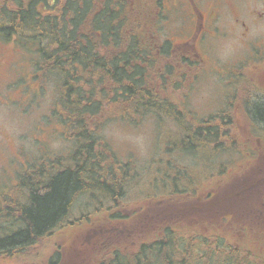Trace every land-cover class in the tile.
<instances>
[{"label": "rangeland", "instance_id": "1", "mask_svg": "<svg viewBox=\"0 0 264 264\" xmlns=\"http://www.w3.org/2000/svg\"><path fill=\"white\" fill-rule=\"evenodd\" d=\"M230 1L236 5L233 0ZM132 2L135 6L133 14L138 15L136 10L141 9L145 16L135 23L136 29L142 28L140 31L144 35L149 34L158 47L165 38H173V46L181 41L172 33L180 27L178 23H182L178 17L166 20V25L165 18L156 17L157 9L161 6L156 0ZM241 4L244 9H257L258 3L246 0ZM234 6L230 8L234 9ZM258 32V27L252 25L250 36H257ZM231 35L208 39V51L207 44L206 48H196L200 60L193 56L187 57L186 54L187 58L183 59L179 50H172L170 55L162 58L154 51L159 61L156 60L146 71L148 86L167 99L168 103L181 108L180 119L184 125L175 123L167 111L159 117L145 113L137 123L117 119L101 125L99 134L106 141L110 152H113L107 156V167H111L110 171L123 179H129L135 171V176L129 179L123 189V195L116 197L115 203L102 199L97 206L93 205L94 202L79 200L70 215L71 220H76L41 238L38 243L9 254H0V264H51L50 261H54L53 264H102L110 252H127L142 242L155 239L162 233L163 225L167 224L183 230L197 228L204 234L224 231L228 233L227 239L236 247L241 242L240 236L235 234V221H238L244 231L242 236L245 246L264 252L263 224L246 219L241 211L233 208V213L215 208L213 217L207 209L197 214L194 207L203 208L197 201L207 194L208 189H193L195 193L190 189L185 194L177 193L173 198H168L166 196L171 195V189H165L163 186L169 185L164 182L161 184L160 181L168 163L163 158L187 171H199L197 179L204 178L202 164L199 166L191 158L180 156L178 147L168 146V143L177 145L175 138L188 134L181 127L193 129V126L199 125L196 116L205 118L207 113L227 103L224 86L229 75L236 80L231 84V90L237 89L236 98H230L228 105L233 121L232 145L231 149H227L222 138L219 139L224 148L218 147L212 158L216 183L220 182L219 178L226 170L227 159L232 160L233 165H238L243 158L241 154L246 152L242 146L251 130L250 121L242 110V101L245 91L250 90L248 86L253 83H248V79L247 82L242 81L240 76L256 68L255 57L248 54L246 57V51L239 49L241 46L234 43ZM35 53L33 48L20 44L15 36L0 38V193L5 190L16 193V176L31 167L38 169L41 162L48 163L59 156L65 157L75 147L69 137L72 130L57 107L61 85L56 77L42 76L41 72L36 71ZM251 78L258 79L256 71L251 72ZM104 110L109 109L104 107ZM262 134L264 131L257 130L255 137ZM255 137L251 138V148L257 146ZM129 160L132 164H120ZM194 167L200 168L196 170ZM238 168L233 171L235 175L239 173ZM107 183L115 187L111 181L107 180ZM219 190L216 189V193ZM178 199L189 200L188 207L177 205ZM206 200L202 201L205 207ZM245 204L243 209L247 210ZM2 225L5 224L0 223Z\"/></svg>", "mask_w": 264, "mask_h": 264}, {"label": "trees", "instance_id": "2", "mask_svg": "<svg viewBox=\"0 0 264 264\" xmlns=\"http://www.w3.org/2000/svg\"><path fill=\"white\" fill-rule=\"evenodd\" d=\"M131 2L0 0V38L15 36L20 44L33 48L36 71L56 77L62 89L57 107L72 130L68 136L75 146L65 157L41 162L38 169L31 167L19 175L22 198L14 201L16 209L10 210L7 220L1 223L5 225L0 226V254L31 246L71 224L76 220L70 219L71 211L81 199L97 206L102 199L115 203V198L123 195L135 171L129 179H123L107 167V156L113 152L99 134L101 125L117 119L137 123L145 113L159 117L166 111L175 123L183 124L182 111L152 90L146 76L147 69L159 61L157 56L170 55L171 47L165 40L158 47L149 34L140 31L142 28L136 29L135 23L145 16L137 8L138 15L133 14L135 6ZM157 3L161 4L159 17L164 15V8L161 0ZM253 109L254 116L264 121V110L257 105ZM181 128L188 134L175 138L177 145L167 141L168 146L178 147L180 156L191 158L200 152L199 148L208 149L213 141L216 152L222 146L219 139L223 138V129L218 126ZM163 159L168 163L160 181L172 188L171 195L165 196L190 191L176 189L181 186L180 176L190 183L187 169ZM107 180L115 187H110ZM179 200L177 205L188 207L189 200ZM194 208L197 214L205 211ZM235 223V234L241 238L236 247L224 231L204 234L197 228L183 230L167 224L155 239L127 252H110L102 264H264V252L247 248L241 222Z\"/></svg>", "mask_w": 264, "mask_h": 264}, {"label": "flooded vegetation", "instance_id": "3", "mask_svg": "<svg viewBox=\"0 0 264 264\" xmlns=\"http://www.w3.org/2000/svg\"><path fill=\"white\" fill-rule=\"evenodd\" d=\"M233 1L236 3L235 6L230 0H161L164 8L162 11L164 14L162 18H165L164 24L166 20L174 17H178L182 21V23H178L180 27L175 28V31L172 32L175 38L179 37L181 41L173 46V38L164 39L169 43L171 51L179 50L183 59L193 56L200 60V55L195 51L196 48H206L207 40L210 38L232 34L231 37L234 43L241 46L240 50L246 51L244 55L255 57L254 65L256 66L253 71L240 76L242 81L247 82L248 79V83H253L248 86L250 90L245 91L242 101V110L248 121H250L249 129L251 130L243 142L242 147H245L246 152L241 154L242 160L238 165H233L232 160L227 159L226 170L219 178L220 182L216 183V173L213 172L214 165L212 164V158L215 157L214 151H216L214 148L215 142H210L208 149L203 151L199 149V153H194L191 156L194 163L196 162L199 166L202 164L201 169L204 170V178L199 180L197 179L199 171L188 170L187 175L191 177L190 183L184 175L180 176L181 186L176 189H208L207 207L202 204V201L206 199L205 195L199 197L197 202H200L203 209L200 208L202 210L207 209L212 217L215 215V208L222 209L225 213H233V208L235 211H241L242 216L246 219L255 220L258 224L264 225V134L255 137L257 130L264 131V121L258 120L254 116L255 110L253 109L257 105L264 110V67L262 66L264 65V0H254L258 3L256 4L257 9L248 7L244 9L241 3L246 0ZM231 5L234 6V9L230 8ZM252 25L258 27L257 36H250ZM227 27L229 29H226ZM208 47L209 44H207V51ZM184 54L188 56L186 57ZM254 71H256L258 79L251 78V72ZM227 77L224 86V97L228 98L227 103L224 102L223 107L207 113L208 115L205 118L199 116L195 118L199 120V125L196 127L201 126L203 129H211L218 126L222 128V140L226 145L225 148L231 149L233 121L228 105L231 102L230 98H236L237 89L235 91L231 90V84L236 80L231 79L232 76L230 75ZM257 81L258 83H256ZM178 109L181 108L178 107ZM254 137L257 146L251 148L250 143L253 141H251V138ZM199 168L194 167L193 169L199 170ZM236 168L239 172L237 175L233 172ZM15 187L16 193L7 190L0 193V223L7 220L10 210L16 209L14 201L17 199L20 201L22 198L23 192L20 187L19 175L15 177ZM168 188L172 189L170 186L165 187V189ZM216 189L221 190L216 193ZM13 194L15 195L13 196ZM244 204L247 205V210L243 209Z\"/></svg>", "mask_w": 264, "mask_h": 264}, {"label": "bare ground", "instance_id": "4", "mask_svg": "<svg viewBox=\"0 0 264 264\" xmlns=\"http://www.w3.org/2000/svg\"><path fill=\"white\" fill-rule=\"evenodd\" d=\"M73 212V211H72Z\"/></svg>", "mask_w": 264, "mask_h": 264}]
</instances>
